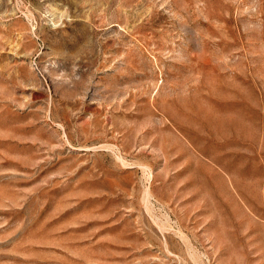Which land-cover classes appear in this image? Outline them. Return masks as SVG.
<instances>
[{
  "label": "rangeland",
  "instance_id": "rangeland-1",
  "mask_svg": "<svg viewBox=\"0 0 264 264\" xmlns=\"http://www.w3.org/2000/svg\"><path fill=\"white\" fill-rule=\"evenodd\" d=\"M0 264H264V0H0Z\"/></svg>",
  "mask_w": 264,
  "mask_h": 264
}]
</instances>
